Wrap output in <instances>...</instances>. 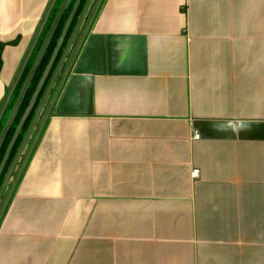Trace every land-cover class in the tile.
Segmentation results:
<instances>
[{"label":"crops","instance_id":"1","mask_svg":"<svg viewBox=\"0 0 264 264\" xmlns=\"http://www.w3.org/2000/svg\"><path fill=\"white\" fill-rule=\"evenodd\" d=\"M52 1L0 0V114ZM96 9L2 219L0 264H264V0Z\"/></svg>","mask_w":264,"mask_h":264},{"label":"water","instance_id":"2","mask_svg":"<svg viewBox=\"0 0 264 264\" xmlns=\"http://www.w3.org/2000/svg\"><path fill=\"white\" fill-rule=\"evenodd\" d=\"M69 1H70V0H64V1H63L62 5H61V7H60L61 9L59 10V12H58V14H57V17L55 18V20H54V22H53V24H52L51 29L49 30V32L47 33V35H46V37H45V39H44V43H43V45H42V47H41V49H40V51H39V53H38V55H37V59H36L34 65H33V67L31 68L30 72L28 73L29 75H28V77H27V79H26V82H25L24 86H23L22 89H21L22 91H21L19 97L17 98V100H16V102H15V104H14V106H13L14 108H13V110H12V112H11V114H10V116H9V118H8V120H7V122H6L7 124H6V126L4 127L3 131H2L1 134H0V149H1V147L3 146V144H4V142H5V137H6L7 133H8V131L10 130L11 126L13 125V121H14V118H15L17 112H18L19 109L21 108V103H22L23 99L25 98V96H26V94H27V92H28V88H29V86H30V84H31V82H32V80H33V78L35 77L37 70L39 69V67H40V65H41V63H42V60H43V58H44L43 56H44V54H45V52H46V50H47V48H48V46H49V44H50V42H51V39H52V37L54 36L55 32L57 31V28H58V26L60 25L59 23H60L61 19L63 18L64 14H65V12H66V10H67V5H68ZM80 1H81V0H76V2H75V4H74V7H73V8H74V9H73V12L71 13L70 17H69L68 20L66 21V23H65V24H66V25H65V28H64V30H63L61 36H60L59 39H58L57 47L55 48V50H54V52H53V54H52V56H51L52 59L50 60L48 66H47V68H46V70L44 71V74H43V76H42V79L40 80L39 84L37 85V87H36V89H35L36 91H35L34 95L32 96V98H31V100H30V102H29V104H28V107H27L26 112L24 113L23 117H22L21 120L19 121V125L17 126V128H16V130H15V133H14V135H13V137H12V141H11V143L9 144V146H8V148H7V150H6L5 154H4L5 156H4V158H3V160H2V162H1V164H0V177H1L2 173H3V169H4L5 165H6V163H7L8 159H9V157L11 156L10 153H11L12 148H13V146H14L16 140H17V137H18V135L20 134V132H21L23 126L25 125V123H26L25 121L27 120V117L30 115L32 109L34 108V104H35V102H36V100H37V98H38V96H39V94H40V92H41V89H42V87H43V84H44L45 80L47 79L48 75L50 74L49 72H50V70H51V67L53 66V63L55 62V60H56V58H57L56 56H57V54H58V52H59V49L61 48V46H62V44H63V42H64V38H65V36H66V34H67L68 30H69V27H70V25H71L70 23H71V21H72V19H73V16L75 15L77 9H78L77 7H78ZM92 1H93V0H88V3H87L86 6H85L86 8L84 9V11H83V13L81 14V17H80V19H79V21H78V23H77L78 25H77V27L75 28V30H74V32H73V35H72L71 38H70V42H69L67 48L65 49V51L63 52V55L61 56L62 58H61V60H60V62H59V64H58L57 69H56L55 72H54L55 74H54V76L52 77V79H51V81H50V83H49V85H48V87H47V91H46L45 95L43 96V99L41 100V102H40L39 105H38V108H37V110H36V113H35V115H34V118H33V120L31 121L32 123H31L30 127L28 128V131L26 132V134H25V136H24V138H23L24 140H23L21 146L19 147L18 151L16 152V154H15L16 156H15V158H14V160H13V162H12L10 168L7 170L8 172H7V174H6L5 180H4V182L2 183V185H1V187H0V199H1L2 195H3V193H4L5 190H6V186L8 185V183L10 182V180H11V178H12V176H13L14 169H15V167L17 166V163L19 162L20 157L22 156V155H21L22 152L24 151V149H25L26 146L28 145V142L30 141L31 133H32L33 129L35 128L36 124H37V120L39 119V117H40V115H41V112H42V110H43V108H44V104H45V102L47 101V99H48L49 95L51 94V92L53 91L52 87H53V85H54V83H55V80H56L58 74H59L58 72H59L61 66L64 64V62L66 61V59H67V57H68L67 55H68V53H69V51H70V49H71V47H72V44L74 43V38L76 37L77 32H78V30L80 29V27H81V25H82V22H83V20L85 19L86 15H87V13H88V11H89V8H90L89 6H90V4H91ZM101 2H102V0H99L98 4H97V6H96V7H97L96 11L98 10L99 5L101 4ZM55 3H56V0H53L52 3H51V5H50V7H49L50 9H49V11L47 12V14H46V16H45V18H44V20H43V22H42V24H41V25H42V26H41V29H40L38 35L36 36V38H35V40H34L35 42H34L32 48H31V50L29 51L28 55L26 56V61H25L24 65H23V67H22V69H21V71H20V73H19V76H18V78L16 79V81H15L14 85L12 86V88L10 89V90H11V91H10V94H9V96H8V98H7V100H6L5 104H4V106H3L4 108H3V110H2V112H1V114H0V121H1V119H2V117H3V115H4V113H5V110L7 109V105H8V103H9V101L11 100V97H12L14 91H15L14 89L16 88V86H17V84H18V82H19V80H20V78H21V76H22V72H23V70L25 69L26 64L28 63V61H29V59H30L29 57H30V55L32 54V52H33V50H34V48H35V46H36V44H37V42H38L37 40L39 39V37H40V35H41V32L43 31V29H44V27H45V23L47 22V20H48L50 14H51V12H52V10L54 9L53 7H54ZM91 21H92V19H91L90 22H89V25H88V27H87V30H86V32H85L83 38H81V42H80L78 48L76 49V51H75V53H74V55H73L74 57H73V59H72L70 65H69L68 69H67L66 72H65L66 74H65L63 80L61 81V84H60V86H59V90L57 91V93H56L54 99L52 100V102H51V104H50L51 106H50L49 110L47 111V113H46L45 116H44V119H43V121H42V124H41L39 130H38V133H37L36 136L34 137V140H33L32 144H31V146H30V149L28 150L27 156H26L25 160L23 161V163H22V165H21V167H20V169H19V173H18V175L16 176V178H15L14 181H13V184H12V186H11L12 188H11V190L9 191V193H8V195H7V197H6L5 201H4V203H3L4 205H3V208H2V210H1V212H0V222H1V218H2V216L4 215L6 209H7L8 205H9L8 203L10 202V200H11V198H12V196H13V194H14L16 188H17L16 186H17V184H18L20 178L22 177V175H23V173H24V170H25V168H26V166H27V164H28V162H29V159H30V157L32 156L31 154H32V152H33V150H34V148H35L37 142H38L39 139H40L39 137H40V135H41V133H42V131H43V129H44V126H45V123H46V122H45L46 119H47V118L49 117V115L51 114L52 108H53V106H54L53 104L55 103L56 99L58 98L59 93H60L61 90H62L61 88H62V86L64 85V83H65V81H66L68 75L70 74L69 72H70V70H71V68H72V66H73V62H74V60H75V58H76V54H77V52H78V50H79L81 44H82L83 41H84L83 39H84V37L86 36V34L89 32V30H90V27H91Z\"/></svg>","mask_w":264,"mask_h":264},{"label":"trees","instance_id":"3","mask_svg":"<svg viewBox=\"0 0 264 264\" xmlns=\"http://www.w3.org/2000/svg\"><path fill=\"white\" fill-rule=\"evenodd\" d=\"M58 1L59 0L56 1L55 5L53 7L54 9L52 10V12H51L46 24H45L46 26H45L44 30L42 31V33H41V35H40V37L38 39V42H37L32 54L29 57L30 59H29L28 63L26 64L25 69L22 72V76H21L16 88L14 89L15 91H14V93H13V95L11 97V100H10L8 106H7L8 109H9V112L13 108L12 106L15 103L16 99L18 98V96H19V94L21 92V88L23 87V85H24V83H25V81H26V79H27V77L29 75L28 73L30 72L31 68L34 65L33 63H34V60L36 58L35 56L38 55L37 53H39V51L41 49V46H42V44L44 42L43 41L44 37L46 36L48 30L52 26L51 24L53 23V20H55L54 18L56 16V12L59 10V6H57ZM86 1L87 0H82L81 1L80 5H79L78 14H80V12L83 10V8H84L83 6L85 5ZM67 8L68 9H67L66 13L64 14L63 18L61 19V21L59 23L60 25L57 28V31L55 32L54 36L52 37L51 42H50V44H49V46H48V48H47V50H46V52H45V54L43 56L44 58L42 60V63L40 65L39 69L37 70L36 75L33 78L32 82H31V84H30V86L28 88V92H27L25 98L23 99V101L21 103V108L19 109L18 113L16 114V116L14 118L13 125L11 126L10 130L8 131V133H7L6 137H5V142H4L3 146L0 149V163L2 162V160H3L4 156H5L4 154H5L8 146H9V144L12 141V137H13V135L15 133V130H16L17 126L19 125V121L21 120L22 116L24 115L25 111L27 110L29 101H30V99L32 98V96L34 95V93L36 91L35 89H36L39 81L42 78L43 71H44V69L46 68L47 64L49 63V61L51 59V55H52V53H53V51H54V49H55V47L57 45V42H58L57 40H58V38H59V36H60V34L62 32L64 23H65V19L67 18L68 14H69V12L71 10V7H69V5H68ZM71 31L72 30H70L69 32L71 33ZM68 38H69V36H68ZM18 40H19V38L10 41V43L17 44ZM5 45H6V43H0V71H1L2 66H3L2 51H3V48L5 47ZM63 48L64 47H62L60 49V51L58 52L56 63H55L56 65H57L58 61L60 60V58H61L60 56H61V54L63 52ZM56 65H54V67L51 69L50 74L48 75L47 79L45 80V82L43 84V87L41 89V92H40V94H39V96H38V98H37V100H36V102L34 104V108L32 109L30 115L27 117V120L25 121L26 123L23 126L19 136L17 137V140H16V142H15L13 148H12V151L10 153L11 156L9 157V159L7 161L6 167L4 168V173H3V175H2V177L0 179V185L2 184L3 179L5 177V174L7 172V169L10 167L11 163L13 162V159L16 156L15 154H16L17 150L19 149V147L21 146V144H22V142L24 140L23 138H24V136H25L30 124L32 123L31 121L33 119V116H34V114H35V112H36V110L38 108L39 103L41 102V100L43 98V95L45 93L46 87H47L48 83L50 82L51 77L53 76L52 72L55 69ZM4 117L0 121V133H1L2 129H3V127H4V123H3Z\"/></svg>","mask_w":264,"mask_h":264},{"label":"flooded vegetation","instance_id":"4","mask_svg":"<svg viewBox=\"0 0 264 264\" xmlns=\"http://www.w3.org/2000/svg\"><path fill=\"white\" fill-rule=\"evenodd\" d=\"M82 1V0H81ZM81 1H80V3H81ZM75 2H76V0H75ZM75 2H73V4H75ZM86 2H88V0L86 1ZM80 3H79V5H80ZM73 4L72 5H70L69 3H68V5H69V7H71V10H70V12H69V14H68V16H67V18L65 19V23H66V21L68 20V18L70 17V15H71V13L73 12ZM62 5V4H61ZM68 5H67V7H68ZM79 5H78V9H77V11H76V13H75V15L73 16V19H72V21H71V25H70V27H69V30H68V32H67V34H66V36H65V38H64V42H63V44H62V46H61V48L62 47H64L63 48V52L65 51V49L67 48V46H68V44H69V42H70V38H71V36L73 35V32H74V30H75V28L77 27V22H78V20H79V18H80V16H81V14L83 13V11H84V9H85V7L83 8V10L80 12V14H78V11H79ZM60 8V7H59ZM61 9V8H60ZM59 9V10H60ZM68 9V8H67ZM67 11V10H66ZM59 12V11H58ZM66 13V12H65ZM58 14V13H57ZM87 16V15H86ZM64 23V26H63V29H64V27H65V24ZM63 29H62V31H63ZM70 30H72L71 31V33L69 32ZM62 33V32H61ZM70 34V35H69ZM61 35V34H60ZM68 36H69V38H68ZM68 38V39H67ZM60 48V49H61ZM60 49H59V51H60ZM63 52H62V54H61V56L63 55ZM69 54H70V51H69V53H68V57H67V59H66V61L69 59V58H71L70 56H69ZM58 55V54H57ZM60 56V57H61ZM57 57V56H56ZM62 58V57H61ZM61 58H60V60H61ZM57 59V58H56ZM60 60L58 61V63H57V65L55 64L56 63V60H55V62L53 63V66L51 67V69L54 67V65H56L55 66V69L53 70V76H54V72H55V70L57 69V67H58V64H59V62H60ZM66 61L64 62V64L61 66V68H60V70H59V75L60 74H63L62 72H64V71H66V67H65V65H66ZM51 71V70H50ZM50 73V72H49ZM52 78V77H51ZM40 82V81H39ZM39 84V83H38ZM47 88V87H46ZM47 90V89H46ZM46 90H45V92H46ZM19 136V135H18ZM23 161L24 160H22L21 161V163L20 164H17V167H16V169L14 170V172H13V176H12V180H10V182L8 183V185L6 186V190H5V192L3 193V195H2V197H1V199H0V212H1V210H2V208H3V203H4V201H5V199H6V197H7V195H8V193H9V191L11 190V186H12V184H13V181H14V179L16 178V176L18 175V173H19V169H20V167H21V165H22V163H23ZM1 164V163H0ZM7 164V163H6ZM12 164V163H11ZM11 166V165H10ZM5 167H6V165H5ZM4 167V168H5ZM10 168V167H9ZM8 168V169H9ZM7 169V170H8ZM8 172V171H7ZM7 172H6V174H7ZM3 173H4V169H3ZM3 173H2V175H3ZM6 174H5V177H6ZM2 175H1V177H2ZM1 177H0V179H1ZM5 177H4V179H3V182H4V180H5ZM2 182V183H3ZM2 185V184H1ZM1 185H0V187H1ZM9 204V203H8ZM8 207H9V205H8ZM8 207H7V209H8ZM7 209H6V211H7ZM6 211H5V213H4V215L2 216V218H1V222H0V225H1V223H2V219L4 218V216H5V214H6Z\"/></svg>","mask_w":264,"mask_h":264},{"label":"rangeland","instance_id":"5","mask_svg":"<svg viewBox=\"0 0 264 264\" xmlns=\"http://www.w3.org/2000/svg\"><path fill=\"white\" fill-rule=\"evenodd\" d=\"M60 2H61V3H60ZM73 2H75V0H70V1H69V4L72 5ZM59 3H60V4H59ZM62 3H63V0H59L58 3H57V6L61 7V4H62ZM94 3H96V4H95V6H96L97 3H98V1L96 2V0H93V4H94ZM73 6H74V4H73ZM95 6L93 7V5H92V7L89 9V11H88V13H87V17H86V19L89 18V16H90V18H91L92 14H93L94 11H95V8H96ZM59 9H60V8H59ZM58 11H59V10H58ZM58 11L56 12V16H57ZM54 14H55V13H54ZM56 16H55V18H56ZM55 18H54V19H55ZM53 21H54V20H53ZM84 23H85V21H84ZM51 25H52V24H51ZM84 26H85V25H83V27H84ZM83 27H82V28H83ZM81 31H82V29H81ZM44 38H45V37H44ZM37 54H38V53H37ZM35 57H36V58H35V60H34V63H35V61H36V59H37V55H36ZM34 63H33V64H34ZM51 101H52V100H51ZM50 103H51V102H50ZM49 105H50V104H49ZM12 109H13V108H12ZM12 109H11V111H12ZM11 111L8 112V113L6 114V119H5L4 122H3V123H4V126L6 125V122H7L8 118H9V116H10V114H11ZM41 118H42V117H41ZM3 128H4V127H3Z\"/></svg>","mask_w":264,"mask_h":264},{"label":"built area","instance_id":"6","mask_svg":"<svg viewBox=\"0 0 264 264\" xmlns=\"http://www.w3.org/2000/svg\"><path fill=\"white\" fill-rule=\"evenodd\" d=\"M195 138H200V135L199 134H196L195 135ZM194 175H198V173H199V169H196V170H194Z\"/></svg>","mask_w":264,"mask_h":264}]
</instances>
